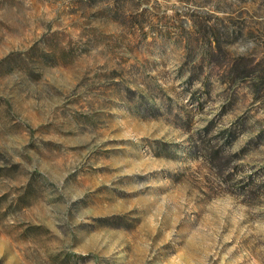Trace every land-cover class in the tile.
Masks as SVG:
<instances>
[{
	"label": "rangeland",
	"instance_id": "rangeland-1",
	"mask_svg": "<svg viewBox=\"0 0 264 264\" xmlns=\"http://www.w3.org/2000/svg\"><path fill=\"white\" fill-rule=\"evenodd\" d=\"M0 264H264V0H0Z\"/></svg>",
	"mask_w": 264,
	"mask_h": 264
}]
</instances>
